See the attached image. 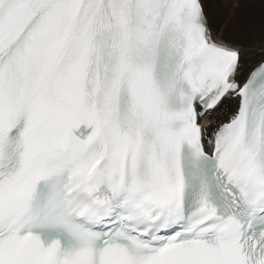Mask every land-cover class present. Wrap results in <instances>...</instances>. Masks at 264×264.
I'll return each mask as SVG.
<instances>
[{"label": "snow or ice", "instance_id": "6c2138e0", "mask_svg": "<svg viewBox=\"0 0 264 264\" xmlns=\"http://www.w3.org/2000/svg\"><path fill=\"white\" fill-rule=\"evenodd\" d=\"M0 264H264V0H0Z\"/></svg>", "mask_w": 264, "mask_h": 264}, {"label": "bare ground", "instance_id": "6f19581e", "mask_svg": "<svg viewBox=\"0 0 264 264\" xmlns=\"http://www.w3.org/2000/svg\"><path fill=\"white\" fill-rule=\"evenodd\" d=\"M233 15H235V11H233ZM231 22H232L231 18H229L228 20H225L223 24L221 25V32H223L224 29L227 28Z\"/></svg>", "mask_w": 264, "mask_h": 264}]
</instances>
